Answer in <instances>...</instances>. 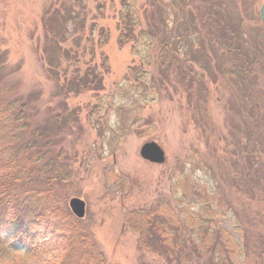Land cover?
I'll return each instance as SVG.
<instances>
[{
    "label": "rangeland",
    "instance_id": "rangeland-1",
    "mask_svg": "<svg viewBox=\"0 0 264 264\" xmlns=\"http://www.w3.org/2000/svg\"><path fill=\"white\" fill-rule=\"evenodd\" d=\"M171 1L0 0L11 73L0 105L17 117L0 127L1 164L55 217L27 233L45 249L2 224L0 264H65L83 234L106 264H264V0H213L220 11L201 1L207 30ZM63 3L72 9L52 16ZM132 10L148 35L138 27L130 41ZM240 37L245 58L220 47ZM252 59L261 70L243 79ZM37 135L60 169L35 183L16 157ZM149 142L165 163L141 157ZM36 213L29 206L28 220ZM152 223L164 236L157 250L139 230Z\"/></svg>",
    "mask_w": 264,
    "mask_h": 264
},
{
    "label": "trees",
    "instance_id": "trees-1",
    "mask_svg": "<svg viewBox=\"0 0 264 264\" xmlns=\"http://www.w3.org/2000/svg\"><path fill=\"white\" fill-rule=\"evenodd\" d=\"M70 1H74L75 3L81 2V0H70ZM177 1L178 2H176V0L171 1L174 10H176L177 13L179 12V7H177L176 5V3L177 4L179 3L180 6L183 8V11H185V13L187 12V14H191L192 22L194 23V21L200 20L201 26H203L206 30L208 29V24L206 23L207 19H205V17H201V18L199 17V15H201L200 13L201 1L204 2L206 5H208L212 10H218V11L221 10V9H217V6H215L213 0H177ZM56 7H57L56 5L53 6V10ZM71 9L72 8L66 6L63 3L61 7L57 9V11L53 12L52 16H56V17L60 16L59 14L62 13L61 11H65L68 13V11ZM51 12L49 11L48 14H50ZM128 20L131 21V23H129L131 25V28L127 29L126 34L130 39V41H133L137 37L136 31L134 30L137 29L138 27H139L138 31H140L139 38H144L145 36L148 35V32L146 30L144 29L142 30L141 20H139L137 14L133 13V10L128 13ZM61 31L62 29L59 31L58 34H60ZM229 31L230 30H228L227 34L229 33ZM230 36L232 37V33L230 34ZM233 39L236 38L232 37V40ZM240 41L242 42V37H240L239 42H237L238 43L237 45H239L237 46L238 49L235 46H232L231 44L230 46L229 45L226 46V44L222 42H220L221 43L220 47H223L224 49L227 48L229 50V53L234 52L235 55H239V57L242 54V56L245 58L246 52L243 51V48H241L243 46V43H241ZM238 51L239 52L242 51V52L239 54ZM6 55L7 54L5 53V57ZM0 58H1L0 62L4 63V66L0 67V89L2 90L4 85H6L7 83L6 79H8V83L10 82L11 84V79L8 78L11 77V73L9 72L6 73L7 69L9 68L7 66V62L4 56H1ZM51 62L53 63V65H55V67L59 65V61L57 60ZM248 62L245 61V63L242 66V69L244 70V74H242L243 79H246L247 77L252 78L251 75H253L254 72H256L257 70L258 71L261 70V66L259 62H255V60L253 59L248 60ZM86 88L87 87H82L81 90H86ZM2 102L3 99L0 98V103ZM7 106L9 108H7ZM7 106L0 105V127L8 126V130H9L11 129V123L14 120L13 118H17V117L13 116L10 111L12 105H7ZM40 139L41 137L37 135L36 139H32V141L30 142L32 145L28 146L25 150H23V152L21 153L22 155L16 157V159L23 157V159L20 160V162H17V164L20 165V169H19L20 173L26 172L29 177V180L30 181L33 180V182L35 183L45 180L47 175L46 172L51 169V166L54 172H57L60 169L59 166L54 165L53 159L52 160L47 159L48 155L40 152L41 142H38ZM2 153L3 152L0 151V155ZM3 154L1 156H4ZM14 155H15L14 152L11 153V156ZM42 158H46L41 162V164H45V165L39 166L40 159ZM1 163L2 162L0 159V209L6 208V211L4 212L0 211V229L2 224H4L5 226H12V224H14L12 240L27 239L26 243L29 245V247L36 248L38 245H42L45 249L47 246L45 247L44 244H41L38 240L31 241L29 239L30 236H28L27 233L29 232L30 225L33 223V220H35V218L47 217L51 220H54L55 218L53 216L54 207H52L51 204L50 205L44 204V206L40 205L39 202H42V199H40L41 192L38 194V196L40 197L36 198L38 192L31 191V193L34 194V196L31 197L28 196V192L21 190V188L19 187H14L13 185H11L13 183L12 182L9 183V181L7 180V178H10V176H8L9 174L5 172L7 168L5 165H2ZM3 178L6 179V183L4 182ZM11 191L14 192L15 195L9 198L8 194H10ZM33 199H38L37 205L34 203ZM15 200H18V202H16ZM4 203H5V207L3 206ZM29 206L34 207L37 212L36 213L37 215L30 220L28 219L31 216L26 214V210L29 209ZM51 220H48V222H53ZM53 226L55 227L56 223L55 225L53 224ZM152 226L153 223L149 226L151 228L139 229L142 239V245H144L146 249H148L149 247V250H153V249L157 250L158 248H160L157 245H161L160 244L161 239L159 235L161 236L162 239L164 236L160 234L159 227H152ZM81 237L82 239L80 238L81 241L78 243V245L77 246L73 245V249L70 250V254L67 255L66 257L67 262L65 264H106L104 258H102L101 255L99 256V254L97 253L91 235L83 234L81 235ZM37 242H39L40 244L37 245ZM16 243L18 244V242ZM153 244H155L154 247H156L157 249L151 248L150 245ZM2 251L3 249L0 248V253H1L0 257H2L3 254H5Z\"/></svg>",
    "mask_w": 264,
    "mask_h": 264
},
{
    "label": "water",
    "instance_id": "water-1",
    "mask_svg": "<svg viewBox=\"0 0 264 264\" xmlns=\"http://www.w3.org/2000/svg\"><path fill=\"white\" fill-rule=\"evenodd\" d=\"M261 19L264 25V3L261 8ZM141 157L145 159L146 161H151L156 164H162L165 163L166 158H165V151L163 148L158 146L156 143L149 142L145 146H143V149L141 150ZM72 211L74 214L80 218L84 217L85 213V207L86 205L84 202L78 198L73 199L70 203Z\"/></svg>",
    "mask_w": 264,
    "mask_h": 264
}]
</instances>
